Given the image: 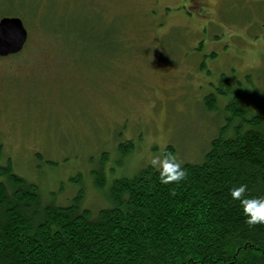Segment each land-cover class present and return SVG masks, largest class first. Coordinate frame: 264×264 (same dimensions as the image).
<instances>
[{"label":"rangeland","instance_id":"374dc122","mask_svg":"<svg viewBox=\"0 0 264 264\" xmlns=\"http://www.w3.org/2000/svg\"><path fill=\"white\" fill-rule=\"evenodd\" d=\"M2 17L28 37L0 58V167L36 185L44 206L81 193L95 215L113 180L167 147L201 162L238 125L233 101L264 114V0H0Z\"/></svg>","mask_w":264,"mask_h":264},{"label":"trees","instance_id":"16d2710c","mask_svg":"<svg viewBox=\"0 0 264 264\" xmlns=\"http://www.w3.org/2000/svg\"><path fill=\"white\" fill-rule=\"evenodd\" d=\"M230 105L238 125L230 137L221 130L201 162L181 164L185 180L161 184L147 166L113 180L109 207L95 215L81 207V193L64 207L42 205L38 187L7 161L0 167V264H264V224H247L230 196L240 184L248 196H264V114L249 117ZM94 176L102 189L100 168Z\"/></svg>","mask_w":264,"mask_h":264},{"label":"clouds","instance_id":"9594fccd","mask_svg":"<svg viewBox=\"0 0 264 264\" xmlns=\"http://www.w3.org/2000/svg\"><path fill=\"white\" fill-rule=\"evenodd\" d=\"M150 164L158 170L160 183L164 185L179 184L187 176L185 168L170 153L152 158ZM247 192V184H240L231 188L230 196L239 202L247 224H264V196L250 197Z\"/></svg>","mask_w":264,"mask_h":264},{"label":"water","instance_id":"95a60500","mask_svg":"<svg viewBox=\"0 0 264 264\" xmlns=\"http://www.w3.org/2000/svg\"><path fill=\"white\" fill-rule=\"evenodd\" d=\"M27 37V31L19 18L0 19V58L16 56L21 53L27 42Z\"/></svg>","mask_w":264,"mask_h":264},{"label":"flooded vegetation","instance_id":"af4514ba","mask_svg":"<svg viewBox=\"0 0 264 264\" xmlns=\"http://www.w3.org/2000/svg\"><path fill=\"white\" fill-rule=\"evenodd\" d=\"M2 18H5V17H2ZM2 18H1V19H2ZM126 143H127V142H126ZM129 143H130V142H129ZM121 145H124V144H123V143H121V144H119L118 146H121Z\"/></svg>","mask_w":264,"mask_h":264}]
</instances>
